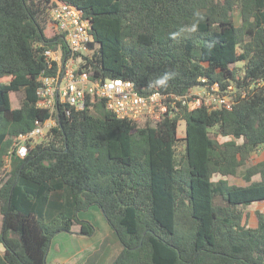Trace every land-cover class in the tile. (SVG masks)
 Returning a JSON list of instances; mask_svg holds the SVG:
<instances>
[{"label":"trees","instance_id":"16d2710c","mask_svg":"<svg viewBox=\"0 0 264 264\" xmlns=\"http://www.w3.org/2000/svg\"><path fill=\"white\" fill-rule=\"evenodd\" d=\"M64 1L91 23L92 52L80 71L92 80L120 78L142 95L179 96L234 83L238 100L232 110L182 108L140 125L88 97L69 115L59 106L57 126L28 142L27 157L13 155L6 171L16 139L52 116L39 95L40 78L58 70L46 52L69 50L46 36L50 0H0V264H48L61 233L92 238L96 228L79 215L95 206L120 248L110 264H264V213L250 227L246 212L264 203V162L250 163L264 146V0ZM193 23L195 32L181 31ZM166 73L174 75L161 87L156 80ZM14 93L24 96L18 108Z\"/></svg>","mask_w":264,"mask_h":264},{"label":"built area","instance_id":"2783aa9c","mask_svg":"<svg viewBox=\"0 0 264 264\" xmlns=\"http://www.w3.org/2000/svg\"><path fill=\"white\" fill-rule=\"evenodd\" d=\"M48 13L54 36L63 39L69 55L64 57L61 46L57 50L46 52L49 66L56 63L58 70L52 77L40 78L43 86L39 95L43 100L42 106L52 116L44 123L37 121L36 127L30 133L21 134L16 139L15 146L6 159V171L10 170L13 155L27 157L28 142L39 141L50 129L57 126L59 106L69 115L71 109L84 110L88 97L103 100L106 108L119 119L145 124H155L165 117L173 118L182 108L189 111L202 107L209 110H232L238 100L239 90L234 83L229 84L226 89H221L219 84L203 85L179 96L161 92L142 95L132 81L120 78L92 80L87 71H80L82 57L92 52L88 46L94 42L90 21L85 18L81 9L64 0H50ZM202 83H206V80H202ZM259 85H264V81H260ZM240 96L242 99L246 98L248 91L243 90Z\"/></svg>","mask_w":264,"mask_h":264},{"label":"rangeland","instance_id":"374dc122","mask_svg":"<svg viewBox=\"0 0 264 264\" xmlns=\"http://www.w3.org/2000/svg\"><path fill=\"white\" fill-rule=\"evenodd\" d=\"M234 19L236 22L237 26H241L242 24V17H241V11L239 9H236L234 12ZM239 68L240 70L243 71V67H244V63H238L236 65H233V68ZM241 71V73H242ZM24 98L23 94H12V102H13V106L15 108H18L21 106V101ZM140 125H144L145 122H140ZM185 124L181 123V127L179 129V138L181 139V142L179 144V148H178V152L181 153L183 151V141L182 139L184 138V128ZM43 139V138H42ZM40 139V140H42ZM221 142H225V139L222 137H219ZM39 140V141H40ZM264 159V146L262 147L261 151L258 153L257 156L254 157V162H258L260 160ZM253 164V161L252 163ZM221 177L220 176H216L213 180L214 181H218ZM228 181L230 182V184L232 185H237V186H245L247 185V183L241 178V177H229L227 178ZM217 204L222 205V201L220 199L217 200ZM96 210H98L99 212H95L94 210H88V211H84L81 212L79 217L80 219H85L88 218L91 222L92 225L96 228V233L92 238H86V237H82V236H75L76 237H80V238H84V239H90V243L93 242L95 239H97L98 237H101L102 235L106 234V227H111L109 222L107 221V219L105 218V216L103 215V212H100L101 210L97 207L95 208ZM262 212L264 213V203H257L251 207H249L246 212L248 213L247 215V223L250 227H256L257 226V217H256V213L257 212ZM2 220V218H0ZM2 223H0L1 225ZM112 229V228H111ZM79 233L80 232V227L79 226H75L73 233ZM72 236L76 235V234H71ZM70 234L67 233H61L59 235H57L53 241H52V253L55 255L58 250H60L62 252V254H69L76 246L75 245H71L70 244V237H72ZM106 246V248L109 249V246L112 250V252L115 254L114 256L117 255V252L120 250L118 243L115 240V237L113 236V230L110 233L109 236H107L106 238L103 239L102 243H101V247L98 249V251H96L91 257H95V255L97 253H99L102 250V247ZM77 248V246H76ZM105 248V249H106ZM105 249L103 250L102 254L104 253ZM90 257V258H91ZM89 258V259H90ZM88 259V260H89ZM87 260V262H88ZM86 262V263H87ZM111 262H109L110 264ZM52 264H55L54 262Z\"/></svg>","mask_w":264,"mask_h":264},{"label":"crops","instance_id":"0c3cea01","mask_svg":"<svg viewBox=\"0 0 264 264\" xmlns=\"http://www.w3.org/2000/svg\"><path fill=\"white\" fill-rule=\"evenodd\" d=\"M45 33H46V36L48 38L55 37L54 36L55 35L54 30L50 24H48ZM261 149H262V147L260 148V150L257 153H255L253 155L250 163H252V161H253V164H258V163L264 162V159L260 160L258 162H254V160H253L254 157L257 156L258 153L261 151ZM259 180L260 179L258 176L254 178V181H259ZM95 208H97V207L96 206L92 207L90 210H94L95 212L98 213L99 211L96 210ZM100 212H102V211H100ZM0 218H2V217L0 216ZM82 220L88 221L92 224V222L88 218H85ZM0 223H2L1 219H0ZM1 228H2V224L0 225V231H1ZM111 232H112L111 227H106V234L102 235L101 237H98L97 239H95L91 243L89 242L90 239H84V238H80V237L75 238V236H77V235L72 236L70 234L72 237H70L69 242L71 245L76 244L77 248L75 246V248L69 254H62V252L60 250H58V252L54 255L52 253L53 245L51 244V248L49 250L48 257H47V263L52 264L54 262L55 264H86L87 260L96 251H98V249L101 247V243H102L103 239L106 238L107 236H109ZM114 255L115 254L112 252V250L109 246V249L108 248L105 249L104 253L102 254V256L100 257V259L98 260V262L96 264H109V262H111L112 259L114 258Z\"/></svg>","mask_w":264,"mask_h":264},{"label":"clouds","instance_id":"9594fccd","mask_svg":"<svg viewBox=\"0 0 264 264\" xmlns=\"http://www.w3.org/2000/svg\"><path fill=\"white\" fill-rule=\"evenodd\" d=\"M198 17H200V13L196 14ZM202 18V17H201ZM198 28V23H193L190 27H188L187 29H181V31H190V32H195ZM173 36L178 35V33H173ZM173 73H166L163 76H161L160 78H158L156 80V83H158L161 87H167L168 86V82L170 79H172L173 77Z\"/></svg>","mask_w":264,"mask_h":264}]
</instances>
